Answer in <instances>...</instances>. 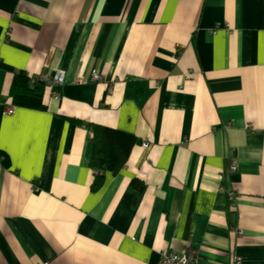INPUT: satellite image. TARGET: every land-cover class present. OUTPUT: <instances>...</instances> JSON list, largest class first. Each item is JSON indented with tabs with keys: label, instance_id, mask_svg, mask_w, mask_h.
<instances>
[{
	"label": "crops",
	"instance_id": "1",
	"mask_svg": "<svg viewBox=\"0 0 264 264\" xmlns=\"http://www.w3.org/2000/svg\"><path fill=\"white\" fill-rule=\"evenodd\" d=\"M92 125L134 138L97 191ZM162 252L264 264V0H0V264Z\"/></svg>",
	"mask_w": 264,
	"mask_h": 264
},
{
	"label": "trees",
	"instance_id": "2",
	"mask_svg": "<svg viewBox=\"0 0 264 264\" xmlns=\"http://www.w3.org/2000/svg\"><path fill=\"white\" fill-rule=\"evenodd\" d=\"M44 91L45 83L30 79L26 75H15L9 90V99L16 107L43 110ZM90 129L95 145L94 162L97 167L91 190L97 191L103 184L105 173L115 175L123 168L134 144V138L116 129L98 125H92ZM134 186L137 188L138 184L134 183Z\"/></svg>",
	"mask_w": 264,
	"mask_h": 264
},
{
	"label": "built area",
	"instance_id": "3",
	"mask_svg": "<svg viewBox=\"0 0 264 264\" xmlns=\"http://www.w3.org/2000/svg\"><path fill=\"white\" fill-rule=\"evenodd\" d=\"M39 81H44L49 84V80L46 79L45 76L40 75L39 76ZM99 79V76L97 74L92 75V80L97 81ZM63 82V76L61 74L54 75L53 78L51 79L52 86L54 85H61ZM15 111V106L13 105H6L4 107V110L2 113L4 115H12ZM143 148H147L148 144L144 143ZM230 172H235L236 171V166L234 164L230 165L229 167ZM161 259H160V264H198V257L196 256H191L189 254H183L181 256L174 255L171 252H162L161 253ZM235 264H240V262H236Z\"/></svg>",
	"mask_w": 264,
	"mask_h": 264
},
{
	"label": "rangeland",
	"instance_id": "4",
	"mask_svg": "<svg viewBox=\"0 0 264 264\" xmlns=\"http://www.w3.org/2000/svg\"><path fill=\"white\" fill-rule=\"evenodd\" d=\"M6 106V105H5Z\"/></svg>",
	"mask_w": 264,
	"mask_h": 264
}]
</instances>
